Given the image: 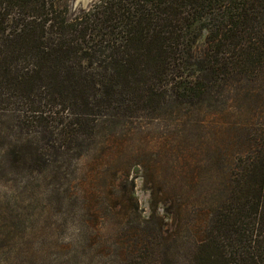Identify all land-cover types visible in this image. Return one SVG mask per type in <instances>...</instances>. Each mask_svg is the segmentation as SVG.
<instances>
[{"label": "trees", "instance_id": "trees-1", "mask_svg": "<svg viewBox=\"0 0 264 264\" xmlns=\"http://www.w3.org/2000/svg\"><path fill=\"white\" fill-rule=\"evenodd\" d=\"M57 8V0H0V264L105 243L118 264H264V0H98L71 21ZM96 44L105 47L84 52ZM235 98L246 107H213ZM186 105L218 121L201 122L209 133L199 147L187 145L198 140L192 131L164 133L165 151L148 159L160 184L150 202H168L170 219L143 215L134 177L129 186L116 177L126 145L98 129L123 114ZM172 155L184 166L180 179ZM103 161L113 172L88 190ZM39 207L79 228L70 245L23 234L40 231ZM200 210L205 235L192 239L184 219ZM101 232L106 241L96 244Z\"/></svg>", "mask_w": 264, "mask_h": 264}, {"label": "rangeland", "instance_id": "rangeland-1", "mask_svg": "<svg viewBox=\"0 0 264 264\" xmlns=\"http://www.w3.org/2000/svg\"><path fill=\"white\" fill-rule=\"evenodd\" d=\"M96 1L98 0H57V10L59 11L57 13V17L62 20L65 19V21H71L76 17H80V15L87 11ZM204 42V37H199L196 42V48L200 49L204 45ZM103 47H105V44H96L93 48H88L84 50V52L89 55L90 53H94V49H101ZM245 105L246 104L242 98H235L227 103L222 100L213 107H233V109L237 110L239 107H246ZM58 107H60V105ZM163 107L164 108H161L160 110L145 112L142 115L140 114L135 117H129L127 114H123L122 117H118L114 119V121L112 120L108 123H103L102 127L98 130L100 139L108 140V138L111 137L109 139H113L114 143L118 142L119 144L126 145L129 155L128 163L126 165V169L118 166L120 170L117 172L116 177L120 180L121 186H129L131 182L129 183L128 176L134 177L135 196L139 200L138 210H142V214L147 216L154 213L153 211L156 210L158 212L156 213L158 216H163L165 220H169L170 216L164 210V207L166 208L168 202H160L158 206H155L154 203L150 202L152 192H158L160 184L154 182L153 180L154 178L151 171L154 167V161H149L148 159L149 157L159 159L162 155V151H165L163 148L164 133L166 135H171L173 133L177 135V132L183 133L184 130L192 131L196 134L198 140H195L194 142L191 141L189 144L187 142V145H196L199 147L202 145L200 144L201 142L206 143V135L209 133V128L214 125V122L218 121V118L215 119L211 116V114H209L210 112H208L205 115L207 121L206 125L209 127L207 128L202 125L203 123H201L205 120V118L203 116V112H199L198 107H200V105H186L183 107L184 112L183 109H173L171 106ZM180 113H186V115L182 116ZM174 138H177V136H174ZM171 158L175 165V171L178 176L177 179H180L181 175L184 174V166L181 163V160L178 162L173 155ZM201 159L204 158L201 157ZM81 166H84L83 163H81ZM204 168H206V171L203 173V178L207 175V167ZM107 169L110 170V174L113 172L114 168L112 165H108L107 161H103L100 168H98V171H95L91 178H88L91 180L87 183V185L90 182L97 185L99 176ZM83 171L84 167H81L79 172L80 186L82 185V180L84 181V177L82 176ZM127 173H129V175H127ZM77 179V177L74 178V182L77 181ZM87 188L88 190H95L98 187L88 185ZM81 206L82 204L80 203V209ZM100 209L101 207L96 204L92 211L99 215L95 224L99 225L98 227H104V216L106 215ZM36 211H38V215L35 214L36 218L34 220V225L36 230L39 229L40 231L35 232V230L33 231L28 229V231L23 233L25 236H35V238L40 236H50L53 240L60 242L62 245H70V243L73 242L79 232V228H76L72 222L63 223L62 221H59L56 214L57 208L39 207ZM189 219L192 239L202 238L205 235L208 222L207 210H200L194 216H190V218L189 216H186L184 220ZM103 236H105V239L107 238L106 235H104V232H101L96 239V244L105 243L106 240L103 241ZM105 244L106 248H103L102 250H82L80 253H76V250L73 249H67L68 247L52 248L53 250H51L49 257L40 256V254L47 251L37 250L38 256L34 257L30 255L32 257L30 264H35V262H46L47 264H118L121 257L118 255L117 249H115V246L111 243L109 245H107V243ZM14 252L29 253L34 252V250H14ZM126 258H129V256Z\"/></svg>", "mask_w": 264, "mask_h": 264}]
</instances>
